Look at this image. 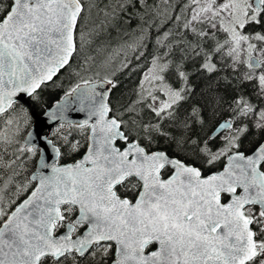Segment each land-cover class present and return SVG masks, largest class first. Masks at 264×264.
Listing matches in <instances>:
<instances>
[{
  "label": "snow or ice",
  "instance_id": "obj_1",
  "mask_svg": "<svg viewBox=\"0 0 264 264\" xmlns=\"http://www.w3.org/2000/svg\"><path fill=\"white\" fill-rule=\"evenodd\" d=\"M132 19L134 38L115 48L101 39ZM166 25L137 99L114 109L116 72ZM229 68L232 116L193 139L204 108L212 118L222 108L219 73ZM62 75L75 82L44 115L87 118L67 122V133L61 123L60 145L37 132L36 143L18 146L32 106L63 87ZM194 76L208 81L204 104L181 113L196 94ZM246 83L264 99V0H0V171L13 173L0 184V264H264V136L244 143L246 119L264 132V107L257 112ZM72 129L83 142L70 139ZM157 137L177 155L151 151ZM22 157L35 158L33 174L12 198Z\"/></svg>",
  "mask_w": 264,
  "mask_h": 264
},
{
  "label": "trees",
  "instance_id": "obj_2",
  "mask_svg": "<svg viewBox=\"0 0 264 264\" xmlns=\"http://www.w3.org/2000/svg\"><path fill=\"white\" fill-rule=\"evenodd\" d=\"M92 20H95L96 22H99V19L96 17L95 11L92 13ZM91 24V21H89ZM159 23V21H157ZM137 20L132 19L131 24H128L126 20L121 21V28L119 30L116 29H109L110 35H105L104 37H101L102 40H105L110 48H115L119 44H121L124 40H129L130 38H134L131 36L132 30L136 29ZM171 25H166L164 28L157 30L156 27H153L151 29V36L150 38L146 39L147 48L140 49L144 53L143 56H141L139 59L136 57L139 55V52L137 53H128V58L130 60V64L127 68H124L122 71H117L115 75V80L117 82V88L113 89L111 92V101L112 106L114 109L123 110V107L130 104L131 102L135 101L137 99L136 92L138 90L139 83L142 79L143 73L147 70V67L151 60V55L155 51V43L157 36L160 35L164 30H167L168 27ZM127 33V35L125 34ZM123 59V56L120 58ZM119 64V61L117 62V65ZM189 68H191V65H189ZM225 78H229L233 81L236 80V76L232 73V70L226 69L219 73V94L225 96V102L217 111V114L214 118L211 117L210 111L207 107L204 108V117L206 120V123L201 126L197 125L194 129V132L192 133L193 139H204L208 135L212 133V131L215 129V127L221 123L224 120H228L232 116V110L228 107L229 104L232 103L233 97L236 95V92L232 91L231 89L226 90L225 89ZM75 81H70L67 76L62 75L57 83H62L63 87H49L47 88L43 93V101L41 102V105L39 107L32 106L31 109H34L38 114L44 113L48 108L56 104V101L59 100L64 93V90L69 88ZM173 83H177L176 81H173ZM192 83L197 86V91L192 98L183 104L180 111L183 113V111L187 108H189V105L194 104H204V98L200 96L201 92H206L207 88L206 85L208 81L203 76H194L192 79ZM213 88L216 87V78H213L212 81ZM177 86H179L177 84ZM248 97H250L251 102L256 106L257 112L260 110V108L264 107V99H259L256 95V89L254 88L253 84L246 83L243 88L241 89ZM151 113H148L147 110H145V122L148 121L149 117H151ZM153 122H155V118L152 117ZM255 120V117L246 119L245 123L249 126V132L247 134V137L245 138V145H247L248 140L256 139L260 136H264V132H258V130L254 127V124L252 123ZM33 124V120H32ZM31 125L25 127L23 124L21 125V132L19 136L17 137L18 146L23 145V140L29 129L31 128ZM2 127V125H0ZM59 128L56 127V129L51 133L50 140L54 143L60 145L61 141L59 139L60 133L57 131ZM170 131H175L174 129H169ZM62 132L67 133L69 131L67 125L63 129H61ZM70 139H72L74 142L77 140H80L83 142L84 137L80 134V131L78 129H72L71 130V136ZM221 144V141L217 139L215 143L213 144V150H215L217 147H219ZM151 151H166L169 156H175L177 153L174 151V146L171 145L167 140L157 137L156 141L152 143ZM14 151V149H10V152ZM83 152V149H81ZM14 157L11 156H5V159H11ZM180 159H185L184 155H180ZM23 160V168L18 169L20 172L19 175L15 176L13 184L9 185V192L8 195L12 198H15V185L16 183H23L25 182L26 177L30 176L33 173V163L35 162V158L27 159L26 157H22ZM195 161V157L189 156L188 162L192 163ZM17 164H20V161H17ZM196 165L198 167H203L200 162H196ZM15 167V166H14ZM219 170V166L216 168H205L204 174L207 175L211 171ZM13 173L12 171L6 170V171H0V184H3L4 181L8 179L9 176H11ZM170 174V172L165 171L164 177H167ZM26 195V194H25ZM24 197H21L23 199Z\"/></svg>",
  "mask_w": 264,
  "mask_h": 264
},
{
  "label": "water",
  "instance_id": "obj_3",
  "mask_svg": "<svg viewBox=\"0 0 264 264\" xmlns=\"http://www.w3.org/2000/svg\"><path fill=\"white\" fill-rule=\"evenodd\" d=\"M53 106L48 108L45 112H47L49 110H54ZM31 112H32V116H33V124L31 126V128L29 129V131L27 132V134L25 135L24 140H23V144H25L26 140H30L32 143H36V133L37 132L40 133L41 138L46 137L48 140H50V135H51L52 131L56 127L60 126L61 123H65V125H67V122H71L73 124H76V123L82 122L84 119L87 118L86 113L70 112L67 114L65 121H52L47 116L44 115L45 112L42 114H38L34 109H31ZM225 121L226 120L222 121L221 123H224ZM218 125L215 127V129L218 127ZM215 129L212 131L211 134H213L215 132ZM29 133H32L31 137H29ZM37 147L40 148L41 145L37 144ZM48 151H49V153H51V146H49ZM165 178H167V177H165Z\"/></svg>",
  "mask_w": 264,
  "mask_h": 264
},
{
  "label": "rangeland",
  "instance_id": "obj_4",
  "mask_svg": "<svg viewBox=\"0 0 264 264\" xmlns=\"http://www.w3.org/2000/svg\"><path fill=\"white\" fill-rule=\"evenodd\" d=\"M143 77V76H142ZM253 124H255V120L252 122ZM226 134V133H225Z\"/></svg>",
  "mask_w": 264,
  "mask_h": 264
}]
</instances>
